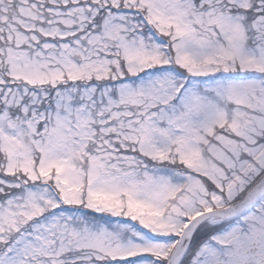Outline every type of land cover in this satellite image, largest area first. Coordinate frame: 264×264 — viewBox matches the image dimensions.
Returning <instances> with one entry per match:
<instances>
[{
	"label": "snow or ice",
	"instance_id": "1",
	"mask_svg": "<svg viewBox=\"0 0 264 264\" xmlns=\"http://www.w3.org/2000/svg\"><path fill=\"white\" fill-rule=\"evenodd\" d=\"M0 264H264V0H0Z\"/></svg>",
	"mask_w": 264,
	"mask_h": 264
}]
</instances>
